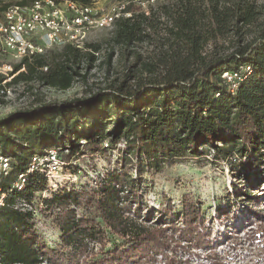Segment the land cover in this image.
I'll return each instance as SVG.
<instances>
[{"label": "trees", "instance_id": "obj_1", "mask_svg": "<svg viewBox=\"0 0 264 264\" xmlns=\"http://www.w3.org/2000/svg\"><path fill=\"white\" fill-rule=\"evenodd\" d=\"M6 5L0 0V15ZM262 14L256 0H163L148 15L135 12L113 24L110 41L135 55L139 73L88 96L1 117L0 156L7 168L0 169V264H155L157 256L163 264H188L200 249L215 264L218 254L211 232L200 227L197 203L184 197L181 216L170 212L169 201L147 215L138 190L142 174L164 162L237 155L246 186L235 198L246 200L248 208L256 202L250 189L264 186V170L254 171L264 164V30L253 27ZM144 42L153 48L142 60L131 48ZM84 45L66 44L51 57L21 58L6 85L25 80L58 90L72 87L85 62V69L93 67L100 49ZM112 54L113 49L108 61ZM230 69L244 71L233 92L221 84V73ZM130 78L136 83L129 84ZM3 79L0 75V84ZM50 148L62 153L63 166L79 155L109 151L120 166L89 191L55 188L45 167L29 171L32 157ZM226 211L219 212L232 213ZM251 212L261 217L256 225L264 229L263 216ZM40 216L59 234L53 246L37 230ZM106 230L121 242L104 249ZM262 231L248 243L264 238ZM178 252L188 256L181 259Z\"/></svg>", "mask_w": 264, "mask_h": 264}, {"label": "rangeland", "instance_id": "obj_2", "mask_svg": "<svg viewBox=\"0 0 264 264\" xmlns=\"http://www.w3.org/2000/svg\"><path fill=\"white\" fill-rule=\"evenodd\" d=\"M98 1L106 8L118 0ZM162 1L159 0L157 5L152 7V10H156ZM256 1L263 7V14L254 23L253 29L260 32L264 30V0ZM113 29L114 27L93 29L86 35L84 44H98L100 49L94 52L93 67L88 70L85 69L87 65L85 62L80 71L82 77H77V81L72 87L66 90H58L20 80L9 86L10 92L6 97H0V118L10 112L32 108L39 103L62 102L88 96V94L112 81L122 82L125 79V74L139 73L140 65L138 66L137 62L134 61L135 55H128V51L110 41ZM224 44L227 45V43ZM152 48V45L144 42L134 45L131 49L136 51L135 53H138L140 58L144 60ZM112 49L113 54L108 61V55ZM60 50L61 46H52L46 50L45 54L47 57H51ZM1 57L3 61L10 62L12 67L17 63L16 59L8 54ZM135 83L136 80L130 78L129 84ZM66 151L64 150L63 153ZM61 154L60 152L59 155L61 156ZM233 157L232 160H217L211 154H203L198 157L186 156L176 160L175 163L164 162L158 168H150L142 174V184L138 190L140 203L145 207L142 213L149 215L157 210L160 211L165 208L169 201L171 202L170 212L174 216H181L182 200L186 197L199 205L202 217L200 227L204 228L206 232L207 230L211 232L210 240L218 254L217 260L213 263L264 264V238L248 243L253 233L263 230L264 234V229L256 225L261 217H256L257 215L251 212L256 211L264 218V186L261 183L259 188L255 189L254 187L253 189L252 187L250 189L251 194L258 197L250 208L247 207L246 200H237L234 193L246 185L240 178L242 170L238 164L237 155ZM119 166L118 155L110 151L96 155H79L70 165L63 166L60 176L58 175L60 178H54L55 182L52 185L55 188H70L74 185L77 191L82 189L89 191L95 188L96 180ZM263 170L264 164L254 167L255 172L261 173ZM134 174L135 172H132L133 176ZM72 175L76 177L75 180ZM255 181H259V179L257 178ZM228 208L232 213H228L227 216L221 215L219 211L227 212ZM80 212L81 210L78 211L79 214ZM153 215L155 216V214ZM141 219L140 221L144 222ZM151 221L144 223L148 224ZM261 224L264 225V223ZM36 226L45 243L53 246L58 240L59 234L51 226L49 219L40 216L37 218ZM120 242L121 240L116 235L106 230L104 249ZM98 247L95 245L94 249L97 251ZM197 253L200 256L191 255L188 264H209L205 258V250L200 249ZM186 256L188 255L178 252V257L181 259ZM155 264H163L162 260L160 261V256L156 257Z\"/></svg>", "mask_w": 264, "mask_h": 264}, {"label": "built area", "instance_id": "obj_3", "mask_svg": "<svg viewBox=\"0 0 264 264\" xmlns=\"http://www.w3.org/2000/svg\"><path fill=\"white\" fill-rule=\"evenodd\" d=\"M16 1L21 0H5L7 5L0 15V75L5 76L0 84V97L10 92L6 83L12 78L9 75L12 64L1 56L8 54L18 62L23 57L43 54L52 46L70 44L82 48L86 35L93 29L111 28L117 19L131 17L135 12L148 15L159 0H118L106 8L98 0H26L23 4ZM243 70L222 72L221 84L233 92ZM63 164L58 151L50 148L32 157L29 171L45 167L50 181L55 182ZM6 168L7 159L0 156V169ZM18 178L21 186L23 174Z\"/></svg>", "mask_w": 264, "mask_h": 264}]
</instances>
